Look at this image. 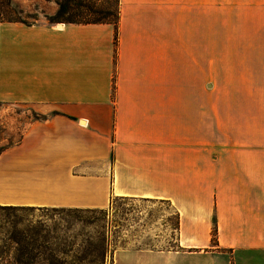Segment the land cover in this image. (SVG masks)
<instances>
[{"label": "crops", "instance_id": "obj_1", "mask_svg": "<svg viewBox=\"0 0 264 264\" xmlns=\"http://www.w3.org/2000/svg\"><path fill=\"white\" fill-rule=\"evenodd\" d=\"M59 24L0 22V115H34L2 154L19 203L169 202L165 264H264V0H121L117 27Z\"/></svg>", "mask_w": 264, "mask_h": 264}, {"label": "rangeland", "instance_id": "obj_2", "mask_svg": "<svg viewBox=\"0 0 264 264\" xmlns=\"http://www.w3.org/2000/svg\"><path fill=\"white\" fill-rule=\"evenodd\" d=\"M59 1L12 0V3L23 10L18 14L21 19L51 23L48 17L55 14ZM6 2L0 0V8H5ZM22 111L16 109L17 114ZM27 114L13 121L0 115V206H34L19 203L33 197L27 191L11 187L15 175L6 170L2 157L6 149L18 144ZM104 211L102 214L98 210H78L52 217L36 212L35 216L26 217L30 224L39 219L46 222L51 228L50 239L44 245L29 244L18 250L5 248L7 236L0 232V264H16L18 259L27 264H165L164 258L151 253L178 250L180 217L171 203L113 197ZM8 218L12 219L0 211V227L8 225ZM213 243H218L214 237Z\"/></svg>", "mask_w": 264, "mask_h": 264}, {"label": "trees", "instance_id": "obj_3", "mask_svg": "<svg viewBox=\"0 0 264 264\" xmlns=\"http://www.w3.org/2000/svg\"><path fill=\"white\" fill-rule=\"evenodd\" d=\"M6 7L0 8V22H22L27 25L34 23L25 21L18 17L19 13H23L22 9H16L12 0H5ZM120 1L121 0H60L58 9L54 15L48 17L51 23H111L116 27L120 18ZM13 14L14 17L10 15ZM1 155V153H0ZM78 210H98L104 214V209H83L69 207H37V206H0V211L4 212L8 218V225L0 227L7 239L5 240V248L12 247L15 249H26L27 245L32 244L43 245L50 239L51 228L42 220H38L35 224L26 222V217L35 216L36 212L52 217L55 214L71 213ZM214 241L217 242L216 231L214 233ZM41 243V244H40ZM16 264H27L26 261L18 259Z\"/></svg>", "mask_w": 264, "mask_h": 264}, {"label": "bare ground", "instance_id": "obj_4", "mask_svg": "<svg viewBox=\"0 0 264 264\" xmlns=\"http://www.w3.org/2000/svg\"><path fill=\"white\" fill-rule=\"evenodd\" d=\"M6 193V192H5ZM1 195V194H0Z\"/></svg>", "mask_w": 264, "mask_h": 264}, {"label": "water", "instance_id": "obj_5", "mask_svg": "<svg viewBox=\"0 0 264 264\" xmlns=\"http://www.w3.org/2000/svg\"><path fill=\"white\" fill-rule=\"evenodd\" d=\"M60 25V24H59Z\"/></svg>", "mask_w": 264, "mask_h": 264}]
</instances>
